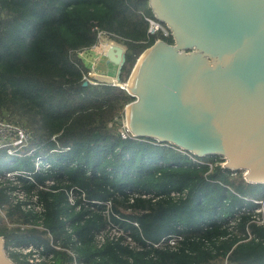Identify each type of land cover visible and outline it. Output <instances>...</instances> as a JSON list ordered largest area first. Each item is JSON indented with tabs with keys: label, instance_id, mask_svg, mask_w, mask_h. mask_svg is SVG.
Here are the masks:
<instances>
[{
	"label": "trees",
	"instance_id": "1",
	"mask_svg": "<svg viewBox=\"0 0 264 264\" xmlns=\"http://www.w3.org/2000/svg\"><path fill=\"white\" fill-rule=\"evenodd\" d=\"M148 18L157 21L148 0H0V119L31 134L22 158L0 150V176L30 174L19 188L0 183V237L16 264H31L14 251L30 244L52 264H264V212L255 211L264 185L219 157L195 164L134 137L121 121L135 97L111 83L85 86L80 54L99 46L100 32L125 51L120 84L158 40L174 44L170 32L150 34ZM41 157L51 168L36 171ZM18 189L43 212L15 202ZM111 226L121 237L99 245ZM169 236L181 238L175 248L155 247Z\"/></svg>",
	"mask_w": 264,
	"mask_h": 264
},
{
	"label": "water",
	"instance_id": "2",
	"mask_svg": "<svg viewBox=\"0 0 264 264\" xmlns=\"http://www.w3.org/2000/svg\"><path fill=\"white\" fill-rule=\"evenodd\" d=\"M148 1L174 44L158 40L137 61L121 87L135 97L121 124L264 185V0ZM106 57L120 83L124 49ZM0 264H16L3 237Z\"/></svg>",
	"mask_w": 264,
	"mask_h": 264
},
{
	"label": "built area",
	"instance_id": "3",
	"mask_svg": "<svg viewBox=\"0 0 264 264\" xmlns=\"http://www.w3.org/2000/svg\"><path fill=\"white\" fill-rule=\"evenodd\" d=\"M147 21L149 22V33L150 34H156L158 31L163 32L165 35L169 34V31L166 27H164L161 23L152 20V19H147ZM102 36H104V33L100 32L99 33V38L102 39ZM112 45L114 44L113 42H111ZM111 46V45H110ZM109 46V47H110ZM108 45L106 46V50H108ZM96 48V47H94ZM88 52V51H87ZM86 51L80 54V57H83L82 55H85ZM92 78H93V74L90 71L88 73V75L85 77L87 83L93 84V85H97L99 81L96 82H92ZM115 83V82H114ZM119 87H124L123 85H121L120 83L118 84H113ZM0 133L4 134L7 133L9 137H11L12 140H14V145L12 144H0V150H6L8 151V155L10 156H15L18 158H22V151L21 149H23L24 147L28 146V142L30 141L31 138V134L26 131L25 129L13 126L11 124L6 123L5 121L0 119ZM123 137H126V134L123 133ZM22 144V148L16 150L15 148L13 149L12 146H15L16 144ZM11 150H14L12 153L10 152ZM21 151V152H20ZM182 154L186 155L187 157H189L191 159V161L195 164H202L198 159H196L197 157L191 155L190 153L181 151ZM27 155H33V150H30ZM224 163H222V167H224ZM35 167H36V171L41 170V169H48L51 168V164L48 163L44 158H38L35 162ZM7 175V177L4 176H0V183L2 181L9 180L13 183L14 186H18V188L20 187L19 185V177L21 178H26L27 176H30V174L23 172V171H13V172H7L5 173ZM52 183L47 182V185H50ZM13 196L15 197V202H22L23 203V209L25 211H32L34 213H42L43 212V206L42 204L39 203V198L36 194H30L27 195L25 192L21 191L20 189L17 190V192H14ZM75 200H76V196L71 193L70 194V202L72 205H75ZM258 204H261V208H257V210H255L257 213L260 212H264V201H260L257 202ZM259 223L263 224L264 220H261ZM109 230L106 232H101L98 234L97 236V241L99 245L104 244L108 239L110 240H117L119 237H121V232L119 229H117L115 226H111L108 228ZM181 240L180 237L177 236H169V237H165L163 238L159 243L155 244V247H162V246H169L170 248H175L178 244V242ZM128 242L131 243L133 245V243L131 242L130 239H128ZM128 243V244H129ZM54 246V245H53ZM54 248L56 250H59L60 247L58 246H54ZM10 248L7 247V253L8 250ZM12 249V247H11ZM14 251L24 255V256H29V262L31 264H52L54 262V255L52 253H47L44 250V247L40 246V247H36L34 245H28V246H20V247H16L14 248ZM74 258V264H79L77 261V257L73 256Z\"/></svg>",
	"mask_w": 264,
	"mask_h": 264
},
{
	"label": "rangeland",
	"instance_id": "4",
	"mask_svg": "<svg viewBox=\"0 0 264 264\" xmlns=\"http://www.w3.org/2000/svg\"><path fill=\"white\" fill-rule=\"evenodd\" d=\"M108 45V47L110 45H112V43H110L109 41H107V39L105 38H102L99 42V46H97L95 49L93 48V50L89 51V52H86L85 55H82L83 57H81L82 59H84V61L86 62V64H88L89 67L92 66V69H91V72L93 74V78H92V82H96V81H99V82H104V83H111V84H118V82L116 81V78H112L113 80L111 81V79H108V78H105L103 77L102 73L99 72L100 70H98L99 68L95 65H93V62L95 63L96 61H101L99 64H100V67L103 68L104 67V63H105V60H106V46ZM110 80V81H109ZM115 82V83H114ZM123 86H125V84H121ZM124 121V119L122 120ZM14 140L11 139V137L8 136L7 133H0V144H12L14 145ZM12 148L18 150V149H21L22 148V144H16L15 146H12ZM14 150H11L10 152L12 153ZM21 151H24L21 149ZM7 154L8 151H6ZM19 158V156H18ZM7 175V174H5ZM4 177H7V176H4Z\"/></svg>",
	"mask_w": 264,
	"mask_h": 264
},
{
	"label": "crops",
	"instance_id": "5",
	"mask_svg": "<svg viewBox=\"0 0 264 264\" xmlns=\"http://www.w3.org/2000/svg\"><path fill=\"white\" fill-rule=\"evenodd\" d=\"M100 62L101 61H99V62L96 61L95 63L93 62V65H95V66H97L99 68L98 70H100L99 72H101L103 74L102 76L105 77V78L111 79V81L113 80L112 78H116L117 79V76H118V67L115 66V65H113V64H111V63H109L107 58L105 60V63H104V67L103 68L100 67V64H99ZM89 66L87 64V67L91 70L92 69V66L91 67H89Z\"/></svg>",
	"mask_w": 264,
	"mask_h": 264
},
{
	"label": "clouds",
	"instance_id": "6",
	"mask_svg": "<svg viewBox=\"0 0 264 264\" xmlns=\"http://www.w3.org/2000/svg\"><path fill=\"white\" fill-rule=\"evenodd\" d=\"M115 44V43H114Z\"/></svg>",
	"mask_w": 264,
	"mask_h": 264
}]
</instances>
